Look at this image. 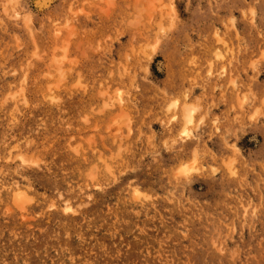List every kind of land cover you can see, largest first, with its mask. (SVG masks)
<instances>
[{
	"label": "rangeland",
	"instance_id": "obj_1",
	"mask_svg": "<svg viewBox=\"0 0 264 264\" xmlns=\"http://www.w3.org/2000/svg\"><path fill=\"white\" fill-rule=\"evenodd\" d=\"M34 1L0 0V264H264V0Z\"/></svg>",
	"mask_w": 264,
	"mask_h": 264
},
{
	"label": "bare ground",
	"instance_id": "obj_2",
	"mask_svg": "<svg viewBox=\"0 0 264 264\" xmlns=\"http://www.w3.org/2000/svg\"><path fill=\"white\" fill-rule=\"evenodd\" d=\"M55 0H36V2L35 3H37V6H38V8H47V7H49L53 2H54ZM16 5V4H15ZM43 10V9H42ZM41 12H43V11H41ZM29 21H30V19H28ZM28 24H30V23H28ZM32 25V24H31ZM30 26V25H29ZM32 28V27H31ZM33 29L34 28H32V31H33ZM35 31V30H34ZM33 33V32H32ZM153 46V45H152ZM37 47V46H36ZM219 55V54H218ZM57 64V63H56ZM57 66V65H56ZM125 71V70H124ZM119 76V75H118ZM56 80V79H55ZM58 89V88H57ZM116 89V88H115ZM56 102V101H55ZM104 104V103H103ZM107 104V103H106ZM177 103H173V104H171V108L173 109V108H175L176 109V107H177ZM193 105V104H192ZM195 107V106H194ZM170 108V107H169ZM170 108V109H171ZM167 110H168V108H167ZM185 115H184V122H185V124H186V126H189V125H191L193 122H194V118H195V112H196V110H195V108H193L192 106L190 107V105H188V106H186L185 107ZM126 116V115H125ZM127 117V116H126ZM116 124L117 123H115V125L114 126H111V133H116V132H119V130L116 128ZM117 126H119V125H117ZM121 130V129H120ZM121 132V131H120ZM185 133H187V135H185ZM117 135V134H116ZM183 135L184 136H188V130L187 129H184V131H183ZM112 136H113V134H112ZM112 136H111V138H112ZM121 136V135H120ZM113 137H115V136H113ZM117 139V138H116ZM119 139V138H118ZM174 140V139H173ZM20 155V154H19ZM26 155V154H25ZM18 156V155H17ZM23 156V155H22ZM21 157V156H20ZM16 158V157H15ZM23 158H25L24 156H23ZM99 158V157H98ZM22 159V158H21ZM26 160V159H25ZM28 160H30V159H28ZM42 161V160H41ZM29 163V162H28ZM33 163V162H32ZM38 164V163H37ZM34 166V165H33ZM92 167V166H91ZM181 167V166H180ZM185 168V167H184ZM50 171V170H49ZM94 171H97V170H94ZM1 172V171H0ZM88 174V173H87ZM115 177V176H114ZM95 178V177H94ZM89 179V178H88ZM137 194H139V193H137ZM144 196V195H143ZM68 204V203H67ZM18 208H19V206H17ZM79 207V206H78ZM70 211V210H69ZM51 218V217H50ZM44 232V231H43ZM58 237V236H57ZM86 254V253H85ZM63 255V254H62ZM86 261V260H85ZM71 263V262H70Z\"/></svg>",
	"mask_w": 264,
	"mask_h": 264
},
{
	"label": "snow or ice",
	"instance_id": "obj_3",
	"mask_svg": "<svg viewBox=\"0 0 264 264\" xmlns=\"http://www.w3.org/2000/svg\"><path fill=\"white\" fill-rule=\"evenodd\" d=\"M185 135H187V133H185Z\"/></svg>",
	"mask_w": 264,
	"mask_h": 264
}]
</instances>
